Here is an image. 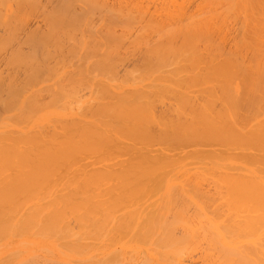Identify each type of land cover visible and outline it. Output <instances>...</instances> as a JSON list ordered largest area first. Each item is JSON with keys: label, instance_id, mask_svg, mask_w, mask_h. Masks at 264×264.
<instances>
[{"label": "bare ground", "instance_id": "6f19581e", "mask_svg": "<svg viewBox=\"0 0 264 264\" xmlns=\"http://www.w3.org/2000/svg\"><path fill=\"white\" fill-rule=\"evenodd\" d=\"M0 264H264V0H0Z\"/></svg>", "mask_w": 264, "mask_h": 264}, {"label": "rangeland", "instance_id": "374dc122", "mask_svg": "<svg viewBox=\"0 0 264 264\" xmlns=\"http://www.w3.org/2000/svg\"><path fill=\"white\" fill-rule=\"evenodd\" d=\"M47 108H48V107H45V108L43 107L42 110H41L40 112L43 113V114H47V113H49V112H50V109H49V108L47 109ZM43 109H44V110H43ZM48 110H49V111H48ZM42 111H43V112H42Z\"/></svg>", "mask_w": 264, "mask_h": 264}]
</instances>
